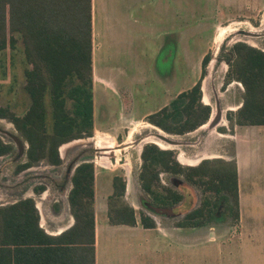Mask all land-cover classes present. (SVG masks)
<instances>
[{
    "label": "rangeland",
    "instance_id": "rangeland-1",
    "mask_svg": "<svg viewBox=\"0 0 264 264\" xmlns=\"http://www.w3.org/2000/svg\"><path fill=\"white\" fill-rule=\"evenodd\" d=\"M132 19L126 42L119 41L115 46L117 42L101 41L94 52L101 73L113 81L125 100L122 102L119 93L102 83L96 85L93 135L79 138L85 141L66 148L63 145L75 139L62 144L59 148L62 164L42 161L17 171V166L26 157L25 153L19 157L14 136L22 140L25 150L28 144L8 118H0V138L13 145L12 151L0 156V206L32 197L39 211L40 225L46 231L58 234L74 223L68 193L75 167L79 162L91 161L98 171L95 207L108 203L109 179L111 175H118L126 181L123 200L135 209L138 218L144 213L154 220L183 221L186 227L201 228L207 235L210 231L215 232L219 235L218 241L242 242L243 239L251 249L257 248V240L264 239V212H241L239 206L236 215L237 208L231 195L209 191L207 184H192L183 174L162 170L160 182L154 189L165 195V188H172L182 193L183 199L173 206H160L166 210L157 211L156 200L142 188L139 175L141 153L146 143L174 150L178 162L185 166L198 165L204 159L234 160V130L238 125L234 123L246 93L243 85L234 80L230 63L226 61L236 42L264 49V0H137ZM222 29L224 34L219 39ZM122 37L119 38L123 40ZM206 54H209V61L202 78V100L212 108L207 125L184 135H175L148 122V115L142 116L146 111L155 112L176 90H187L201 78L202 59ZM27 66L21 41L16 49L0 53V109L8 108L21 115L29 108L31 99L25 89ZM217 103L221 108L218 122L215 121ZM128 104L129 111L123 116L121 111L127 112L124 108ZM46 106L51 130L49 96H46ZM68 106L72 108V103ZM160 134H167L177 143H167ZM97 136L114 142L111 152L90 139ZM181 154L187 159L200 158V161L186 164L180 160ZM102 157L116 158L118 162L115 165L112 161L100 164L97 159ZM122 159L126 161L122 162ZM74 161L76 164L70 167ZM204 202L208 205L202 216L186 220L185 216ZM170 209L173 212L168 211ZM195 221H202L203 225L190 226ZM200 234L187 231L186 239L193 245L187 247L186 252H204L194 245ZM241 247L243 245L239 244L236 249ZM249 258L251 264L257 263L253 252H249Z\"/></svg>",
    "mask_w": 264,
    "mask_h": 264
},
{
    "label": "trees",
    "instance_id": "trees-1",
    "mask_svg": "<svg viewBox=\"0 0 264 264\" xmlns=\"http://www.w3.org/2000/svg\"><path fill=\"white\" fill-rule=\"evenodd\" d=\"M20 41L28 64L25 89L31 103L21 115L8 108L0 109V118H8L28 144L24 151L26 159L20 162L17 171L42 161L60 165L62 144L92 136L94 132L93 0H0V53L16 49ZM231 56H234L230 61L233 78L243 85L246 93L234 124H264V49L236 42L228 59ZM208 61L206 54L202 59V76L191 88L150 113L146 120L175 135H184L207 123L212 108L203 103L202 78ZM46 96L50 97L51 130ZM12 150L13 145L0 138V156ZM141 159V186L153 195L157 206H173L183 199V194L172 188H165V195L154 189L162 170L183 174L192 184H207L209 191L226 192L232 196L238 215L235 158L204 159L198 165L185 166L178 162L174 150L146 143ZM71 182L68 200L74 223L58 234L48 233L40 225L32 197L0 206V264H96L94 163L79 162ZM113 188L108 197L111 223L135 225L140 221L145 227L155 226L151 216L141 213L138 218L135 209L123 200L126 190L123 177H113ZM207 205L204 202L189 212L186 220L202 216ZM179 223L187 226L183 221ZM190 224L200 226L203 222Z\"/></svg>",
    "mask_w": 264,
    "mask_h": 264
},
{
    "label": "crops",
    "instance_id": "crops-1",
    "mask_svg": "<svg viewBox=\"0 0 264 264\" xmlns=\"http://www.w3.org/2000/svg\"><path fill=\"white\" fill-rule=\"evenodd\" d=\"M136 1L93 0V89L95 91L96 85L102 83L116 94L119 93L122 102L125 97L118 92L113 81L106 79L101 73L94 52L96 45L101 41L107 44L117 42L115 46L119 41L126 42L127 34L132 29L131 22L136 11ZM121 36L123 40L119 38ZM110 39L114 40L111 42ZM184 90H176L157 110L169 104L171 99ZM94 102L96 112L95 94ZM129 105H125L127 107L124 108L127 112L121 111L123 116L127 115ZM150 113L152 111H146L142 116ZM234 134L240 210L252 213L264 212L262 208L264 207V124L237 125ZM97 174L98 171L96 178ZM113 177L114 175H111L109 179L108 195L114 190ZM201 230L197 227L181 226L179 222L158 219L155 220L153 227H145L140 221L135 225L114 224L109 220L108 203L97 204L96 264H251L249 252L256 255L255 261L258 264H264V239L257 240V248L251 249L243 239L242 242L226 240L224 243L218 241L219 235L215 232L210 231L207 235L202 230L200 234ZM187 231L199 232V238L194 245L197 244L204 252H186L187 247L193 245V242L186 239ZM239 244L243 247L236 249Z\"/></svg>",
    "mask_w": 264,
    "mask_h": 264
},
{
    "label": "bare ground",
    "instance_id": "bare-ground-1",
    "mask_svg": "<svg viewBox=\"0 0 264 264\" xmlns=\"http://www.w3.org/2000/svg\"><path fill=\"white\" fill-rule=\"evenodd\" d=\"M223 34H224V30L222 29L221 30V33H220V35L218 36V38L220 39L222 36H223ZM214 62V61H213ZM208 101V100H207ZM205 125H207V124H205ZM90 139H92V140H96V144H97V146H99L100 148H106V149H110V148H112L113 146H114V142L112 141V140H110V139H107V138H103V137H100V136H97V137H94V138H90ZM89 139V140H90ZM83 141H85L84 139H75V140H73V142H71V143H66V144H64L63 146V148H66L67 146H70V145H72V144H74V143H80V142H83ZM157 143V142H156ZM180 160L182 161V162H184V163H186V164H188V163H191V164H196V163H198L199 161H200V158H196V159H187V158H185L182 154L180 155ZM97 162H100V164L101 163H103V164H109V163H111V159L110 158H107V157H102L101 159H97ZM112 163L113 164H115V163H117V160H116V162H113V160H112Z\"/></svg>",
    "mask_w": 264,
    "mask_h": 264
},
{
    "label": "water",
    "instance_id": "water-1",
    "mask_svg": "<svg viewBox=\"0 0 264 264\" xmlns=\"http://www.w3.org/2000/svg\"><path fill=\"white\" fill-rule=\"evenodd\" d=\"M227 64H229V62H226ZM217 116H216V118H215V121L216 122H218L219 121V119H220V116H221V108H220V106H219V104L217 103ZM211 121H213V120H211ZM216 122H213V123H216ZM160 138L161 139H163L164 141H166L167 143H169V144H175V143H177L175 140H173L172 138H169L168 136H167V134H160ZM14 140H15V142L17 143V145H18V147H19V157H21L23 154H24V151H25V146H24V143L22 142V140L19 138V137H17V136H14ZM116 158H113V162H116ZM122 162H125L123 159H122ZM155 209L157 210V211H160V210H162V209H164V210H166L165 208H161L160 206H155ZM168 211H172L173 212V210L172 209H170V210H168ZM48 233H50L49 231H47ZM52 234V233H51Z\"/></svg>",
    "mask_w": 264,
    "mask_h": 264
},
{
    "label": "flooded vegetation",
    "instance_id": "flooded-vegetation-1",
    "mask_svg": "<svg viewBox=\"0 0 264 264\" xmlns=\"http://www.w3.org/2000/svg\"><path fill=\"white\" fill-rule=\"evenodd\" d=\"M232 57H233V56H231L230 59H228L226 62H229V63H230ZM205 124H207V123H205ZM203 125H204V124H203ZM160 129H161V128H160ZM163 131H164V130H163ZM102 149H105V148H102ZM110 149H111V148H110ZM110 149H108V151H110ZM105 151H107V149H105ZM111 151H112V149H111ZM111 151H110V152H111ZM111 161H112V160H111ZM121 161H122V160H121ZM125 161H126V160H125ZM76 162H77V161L71 162L70 167L73 166L74 164H76ZM117 162H118V160H117ZM77 164H78V163H77ZM70 171H71V170H70ZM73 171H74V170H73Z\"/></svg>",
    "mask_w": 264,
    "mask_h": 264
}]
</instances>
